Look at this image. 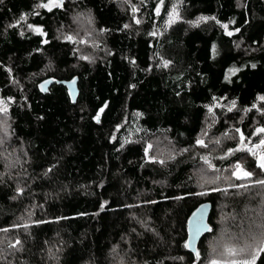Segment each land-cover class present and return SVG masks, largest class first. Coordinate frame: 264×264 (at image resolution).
Wrapping results in <instances>:
<instances>
[{
    "label": "trees",
    "instance_id": "1",
    "mask_svg": "<svg viewBox=\"0 0 264 264\" xmlns=\"http://www.w3.org/2000/svg\"><path fill=\"white\" fill-rule=\"evenodd\" d=\"M48 1L0 0V97L21 151L13 173L0 151V241L27 225L12 233L13 249L0 246V264H206L222 229L234 244L264 242V185L255 183L264 170L246 150L225 156L237 129L262 137L264 0H182L168 25L167 3L157 14L160 0H145L137 29L117 0L38 7ZM79 12L103 32L107 53L95 62L58 37ZM74 76L75 104L63 84L39 90L47 77ZM204 131L207 147L197 144ZM156 138L173 149L163 163L147 157ZM236 164L253 173L246 188L236 187ZM205 201L211 231L197 257L188 219ZM254 256L264 264V251Z\"/></svg>",
    "mask_w": 264,
    "mask_h": 264
},
{
    "label": "rangeland",
    "instance_id": "2",
    "mask_svg": "<svg viewBox=\"0 0 264 264\" xmlns=\"http://www.w3.org/2000/svg\"><path fill=\"white\" fill-rule=\"evenodd\" d=\"M117 1L126 11L129 12V15L131 17L130 26L135 27L136 29L139 28L144 20L142 12H141V8L145 0H117ZM164 3L165 4L167 3V5L169 6V13L166 17V23L168 25L169 15L172 11L173 6L175 5L177 7V11L179 13L182 0H164L163 4ZM133 6H135L138 9V11L133 12L132 11ZM159 8H160L159 13H161L163 5H160ZM136 20H140L141 23L137 24ZM70 24H71L70 26L65 27L64 29H60L58 31V37L63 38L65 40H68L67 37L69 36L73 37V39L70 41H72L73 44H75L76 50L80 58L83 59V57H88V59H84V60L95 62L96 60H98L99 58H101L107 53L104 40H103V37H104L103 32L101 29L97 28L90 13L79 12L73 15ZM31 29L35 32H38L36 31V29H41V28L36 27V26H31ZM0 100H3L7 104V108H8L10 101H7L3 99L2 97H0ZM3 106H4L3 104H0V107H3ZM212 108L213 107H211V109ZM211 120H212L211 117L207 118L206 124H209ZM205 133L206 131H204L203 135L201 136V139L204 140V143H205V139H204ZM232 135L238 138L237 142L239 145L237 149H239L241 147L240 133L238 134L237 131H234ZM260 136H262L260 137V140L264 139V133H260ZM0 140L3 141L2 143H0V151L2 152L5 158L7 169L9 173H13L18 168L17 163L21 162V159L19 157V154L21 153V151L18 150V148L14 145V142L12 139L8 111L6 113L0 112ZM260 140L257 143H254L252 142V139H250V140H245V143L247 144L248 148H254V146L258 144ZM218 151H219V147L216 152ZM229 151L225 153V156H228ZM256 151H257V156L255 157L257 158L259 162L258 156L259 154L264 153V146H261L259 149H256ZM172 153H173V149L164 140H161L159 138L153 139L147 144V157L150 159H156V160L163 161V160L168 159L172 155ZM232 154H234V152ZM201 156L208 157V158L210 157L208 153L203 154L202 152H201ZM222 157L223 156H221L219 153L215 155V158H218V159H221ZM235 166H234V172L236 171ZM210 167H213L212 164L210 165ZM249 182L250 181L247 180V178L239 179V182L237 185H241V184L246 185ZM262 194L263 195L259 197L260 199H262V202L264 203V186L262 188ZM24 224H25L24 221H21L11 231L7 230V233L5 234V236L2 237L4 239L0 241V246H4L3 247L4 249H13L12 246L16 245V241L11 238L13 237L12 233L20 228H24L23 227ZM249 234L250 235H247V236L250 238H253L255 236L254 233H249ZM237 238L238 237L236 235L227 233V230L225 229H222L216 236L211 238L209 240V245L211 248L210 255H209V261L206 264H210L211 260L213 259H216L222 262L232 261V260H237V261L251 260L252 257L259 250L264 249V242L262 241H260L259 243H247L248 241L245 243H241V244L232 243L236 241ZM228 248L236 249L237 254L235 256L229 255L227 252Z\"/></svg>",
    "mask_w": 264,
    "mask_h": 264
},
{
    "label": "snow or ice",
    "instance_id": "3",
    "mask_svg": "<svg viewBox=\"0 0 264 264\" xmlns=\"http://www.w3.org/2000/svg\"><path fill=\"white\" fill-rule=\"evenodd\" d=\"M163 2H164V0H160L161 5H163ZM62 6H63V0H49V3H47V4L38 5V7L49 8V10H51V7H62ZM132 11L136 12V11H138V9L135 6H133ZM156 12H157V14H159V12H160V8L159 7L156 9ZM22 19H24V17H22ZM177 19H179V13L177 11V7L174 5L173 8H172L171 13L169 15L168 24L174 23L175 20H177ZM207 19H209V17H201L200 20L195 21L194 23L198 24V23H200V21L207 20ZM212 19H215V18L213 17ZM136 23L139 24V23H141V21L140 20H136ZM29 27H31V26H29ZM124 27L127 28L129 26L125 25ZM224 27L226 28L227 25H224ZM36 31L42 32L41 29H36ZM152 35H156V33H152ZM228 35H232V33L229 32ZM67 39L68 40H72L73 37L69 36V37H67ZM44 42L47 43V41H44ZM83 59H88V57H83ZM167 63L168 62H165V65H164L165 67L167 66ZM229 71L230 72H234V71H239V69H230ZM259 99L260 100H264V96L260 97ZM232 103H233V107H234L235 106V101H233ZM0 104L4 105L3 107H0V112L6 113L8 111L7 104L3 100H0ZM229 110H231V109H229ZM101 111H102V109H101ZM210 111H211V109H210ZM97 119H98V117H97ZM236 131L239 132L240 130L237 129ZM256 131L258 133H264V128H259ZM2 142L3 141L0 140V143H2ZM217 143H219V141H217ZM197 144H199V145H201L203 147H207V145L204 143L203 139L197 140ZM240 144H241V147L239 149L230 150L228 155H231L233 152L238 151V150H241V151L246 150V151L250 152L255 157V156H257L256 149H259L261 146H264V139H261L260 142L254 146V148H248L247 144L245 143V137H244L243 133H240ZM149 147H151V146H149ZM185 151H187V150L185 149ZM203 159L207 163H209L211 165V162L208 160V157H203ZM258 159H259L258 167L261 170H264V153L259 154ZM160 163H163V161H160ZM235 168H236V171L233 173V175H235L237 179H245V178H250V177L253 176V173L245 170L242 167V165L237 164L235 166ZM255 183L259 184V185H264V180H256ZM236 187H238V188H246V187H248V185L241 184V185H236ZM213 190L217 191L219 189H213ZM19 191L22 193L23 189H19ZM23 227L26 228L27 225H23ZM4 231H7V229H5ZM19 243L20 242L17 241V244H19ZM186 246H190V244L186 245ZM12 247H14V245ZM261 250L264 251V249H261ZM227 252H228L229 255H232V256H235L237 254V250L234 249V248H228ZM199 255H200V253L197 252L196 256L199 257ZM256 259H257L256 256H253L251 260H244V261L232 260V261H223L222 262V261L213 259V260H211L210 264H256Z\"/></svg>",
    "mask_w": 264,
    "mask_h": 264
},
{
    "label": "water",
    "instance_id": "4",
    "mask_svg": "<svg viewBox=\"0 0 264 264\" xmlns=\"http://www.w3.org/2000/svg\"><path fill=\"white\" fill-rule=\"evenodd\" d=\"M63 84L68 91L72 103H76L79 95V77L74 76L69 80H57L53 77H47L40 81L38 87L42 93H48L54 83ZM43 86V87H42ZM212 203L205 201L199 204L190 214L188 219V249L196 254L198 246L203 238L211 231L210 216L212 212ZM210 229V230H209Z\"/></svg>",
    "mask_w": 264,
    "mask_h": 264
}]
</instances>
